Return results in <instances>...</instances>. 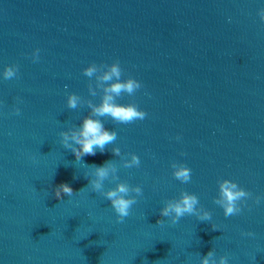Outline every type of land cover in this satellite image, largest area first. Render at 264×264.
Wrapping results in <instances>:
<instances>
[{"label": "water", "instance_id": "95a60500", "mask_svg": "<svg viewBox=\"0 0 264 264\" xmlns=\"http://www.w3.org/2000/svg\"><path fill=\"white\" fill-rule=\"evenodd\" d=\"M0 264H264V0H0Z\"/></svg>", "mask_w": 264, "mask_h": 264}]
</instances>
